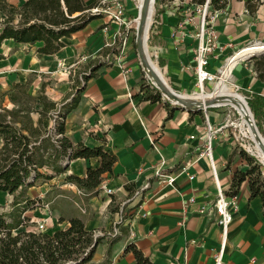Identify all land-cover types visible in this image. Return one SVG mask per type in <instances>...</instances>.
<instances>
[{"label": "crops", "instance_id": "0c3cea01", "mask_svg": "<svg viewBox=\"0 0 264 264\" xmlns=\"http://www.w3.org/2000/svg\"><path fill=\"white\" fill-rule=\"evenodd\" d=\"M7 1L20 6L26 0ZM97 1L84 0L87 5ZM127 4L126 1V11ZM157 10L151 41L158 71L170 88L179 94H189L196 87L194 51L199 15L186 11V5L179 9L176 3L161 5ZM216 11L219 13L214 32L224 51H216L210 58L207 69L211 72L217 71L233 52L264 44V0L253 13L247 11L244 0H226L225 7ZM115 28L101 15L84 29L62 39L64 47L53 55L37 53L40 44L2 42L0 98L14 84L27 82L30 95L43 94L60 106L72 97L73 79L80 81L83 72L104 65L83 84L77 105L64 119V135L74 146H103L116 161L92 192L78 189L66 178L70 175L84 178L88 169L99 167L97 158L72 160L58 174L46 166L39 168L38 173L50 179H35L31 173L14 194L0 191V214L8 225L16 226L20 222L12 230L14 234L27 229L24 223L34 226L42 220L46 221L48 233L65 229L68 220L76 217L86 231L106 235L112 230L115 218L112 207H119L130 200L133 192L148 185L142 200L146 216L136 221L133 238H129L126 227H121L117 237H107L95 248L88 264H135L133 253L125 251L129 245L149 264H213L220 248V229L215 224V215L199 214L197 210L214 203L217 189L208 159L198 155L204 148L207 124L218 130L224 121L214 112H191L170 103L167 108L163 98L154 103L146 100V93L139 88L141 70L137 60L126 52L128 55L122 60L128 70L125 78L118 64L110 59L113 48L107 45L115 42ZM228 44L232 47H225ZM254 78L250 65L238 62L234 66L231 81L249 98L253 94L264 96V84L258 79L253 83ZM197 95L183 97L196 102ZM2 107L13 106L4 97ZM37 118V114L32 115L34 127ZM42 127L49 132L53 122L45 118ZM229 128L214 134L212 142L217 180L224 193L229 191L235 172L248 169L244 161H236V135ZM22 133L27 135L26 131ZM152 141L160 154L153 150ZM2 145L0 138V148ZM159 173L175 176L173 186L160 183ZM260 180L262 196L250 198L248 178L240 185L238 208L233 213L223 252L224 264H251V259L262 264L263 172ZM103 185L113 191L111 196L104 194ZM128 186L132 188L130 195ZM191 198L194 204L189 203ZM66 207L71 208L72 215L68 216Z\"/></svg>", "mask_w": 264, "mask_h": 264}, {"label": "trees", "instance_id": "16d2710c", "mask_svg": "<svg viewBox=\"0 0 264 264\" xmlns=\"http://www.w3.org/2000/svg\"><path fill=\"white\" fill-rule=\"evenodd\" d=\"M206 1L212 11L221 10L226 5V0H155V4L159 8L164 4L177 3L179 9L186 5L194 11ZM244 1L249 13L255 12L261 4V0ZM99 6L100 3L97 2L87 5L84 0H26L20 6L0 0V46L4 40H12L26 45L40 44L37 53L43 55L56 54L64 47L62 39L71 37L92 20L101 17V14L92 11ZM103 66L98 64L89 68L81 74L80 81L73 79L72 97L69 102L62 101L60 106L43 94L30 95L27 82L14 84L9 92L2 95L0 191L14 194L25 184L31 173L35 179H50L49 176L40 175L37 169L46 166L55 174L62 173L66 170L68 162L75 159L99 160V167L88 169L84 178L72 175L66 178L78 189L94 191L100 185L102 175L111 172L116 158L104 151L103 146H74L64 135V119L77 105L83 84L94 77ZM253 71L258 81L264 84V57L255 61ZM4 97L12 104L11 109L2 107ZM145 99L152 103L161 101L157 91L154 95L146 94ZM165 106L169 108V102L165 101ZM248 106L256 120L264 117V96L253 94L248 99ZM33 114L38 115L36 127L33 126ZM45 118L53 122V128L49 132L42 127ZM23 131H26L27 135H24ZM253 162L254 160L248 158L249 168L244 172H235L231 187L225 195L237 196L240 185L247 178L250 198L263 195L261 170L259 165L252 166ZM126 189L130 195L132 188L128 186ZM118 208L112 207L111 212H117ZM18 223L16 226L8 225L4 215L0 214V264H86L91 261L95 248L107 238L105 234L96 236L94 232L86 231L83 222L76 217L68 220L67 228L49 233L34 231L31 228L33 225L24 223L27 229L14 234L12 230L20 225ZM120 231L121 227L119 233ZM125 251L133 253L135 264H149L133 246L129 245Z\"/></svg>", "mask_w": 264, "mask_h": 264}, {"label": "built area", "instance_id": "2783aa9c", "mask_svg": "<svg viewBox=\"0 0 264 264\" xmlns=\"http://www.w3.org/2000/svg\"><path fill=\"white\" fill-rule=\"evenodd\" d=\"M126 1L127 0H104L101 2L100 6L93 9L94 13L101 14L108 19L110 24H113L115 28V32L113 33L114 43L112 45H107L109 48H113L116 42L124 40L125 36L123 31L126 30L129 26V22L126 19ZM195 13L199 15V22L197 24V33L196 39L198 41L197 46L194 51V61H195V78H196V85L200 88L203 92V84L208 83L212 84L213 82L218 79L216 76L217 73H221L224 68L226 67L228 61L244 49L240 51L233 52L229 57L225 59L222 63L220 68L217 69L215 72L209 71L207 68L209 66L210 58L214 56V53L217 51L219 53H223L224 47L219 46L216 42V36L214 32V25L215 21L218 17V11H212L208 7V1L203 6H198L195 8ZM123 46L125 45V41H123ZM119 47V46H118ZM225 47L231 48L230 44L226 45ZM119 49V48H118ZM123 49H120L117 54L111 55L110 59L114 60L122 70L124 77H127L128 70H126L125 66L123 65ZM217 58V57H216ZM238 63V62H237ZM235 63L233 66H235ZM222 75V73H221ZM257 82V78L253 79V83ZM235 90H239L240 88L233 85ZM213 106L211 108H215ZM217 108V107H216ZM206 111V109H204ZM205 113V112H204ZM230 125L234 126L233 123ZM229 125L224 124L218 130L211 128L209 124H207V136L204 142L203 151H201L198 155V158H207L210 163V168L212 171V177L217 189V195L214 203L211 206H200L197 210L199 214H206V215H215V224L220 229V248L217 254L215 255L213 264H224L223 263V252L225 248V243L227 240L229 226L233 219V213L238 208V200L237 196H230L225 195L224 192L221 191L219 187V183L217 180L216 170L214 166V161L212 157V142L214 140V134L226 129ZM153 150L160 154L159 148L157 144L152 141ZM158 180L160 183L173 186L175 182V176L171 174L159 173L157 174ZM189 179L192 177L189 176ZM148 188V185L143 186L141 189L136 190L132 193L130 200L123 202L118 211L114 213V220L112 222V230L106 234L108 238H114L119 235V228L126 227L129 233V238H133L134 236V226L136 221L140 218L146 216V214L142 210V200L144 191ZM102 191L107 196H111L113 191L108 189L106 186H101ZM81 193V192H80ZM133 206H130V204ZM190 204H194L195 201L193 198L189 200ZM34 231L37 232H47L48 229L46 228V221L42 220L41 222H36L34 225ZM96 235V234H95ZM103 234H98L96 236H102ZM194 243V242H193ZM251 264H256L255 259L250 260ZM262 264H264V259L262 260Z\"/></svg>", "mask_w": 264, "mask_h": 264}, {"label": "rangeland", "instance_id": "374dc122", "mask_svg": "<svg viewBox=\"0 0 264 264\" xmlns=\"http://www.w3.org/2000/svg\"><path fill=\"white\" fill-rule=\"evenodd\" d=\"M102 1H104V0H98L97 3L99 2L101 4ZM127 3H128L127 4V10L128 11H126V19L128 20V22L130 24H129L128 28L123 31V34L125 36L124 40L118 41L115 43V45L113 46L112 53L117 54L120 49H123L124 57L129 54V55H131V57L134 58V60H137V62L139 64V68L141 70V79H140V86H139L140 90H143L146 94L154 95V94H156V91L160 94V92L152 84V81H151L149 75L146 73V71L143 69L142 65L138 61L139 57H138V53L136 50V44H135V27L137 25L135 23V19H137V15H138L136 0H127ZM153 7H154V13H153L152 20H151L152 25H153L155 16L157 14L156 4H154ZM186 11H188L190 13L193 12V10L188 9V8ZM151 28L147 34V36H148V40H147V44H146L147 45V54H148L152 64L154 65V67L157 70H159V68L157 67V64L155 62V60H158L156 52H154V50H153L152 41L149 40L151 37ZM123 41H125L124 46L122 44ZM126 52H128V54H126ZM263 57H264V51L259 52L255 55H252V56H247V57L239 60L238 62L246 63L247 65H250L253 68L255 61L256 60H262ZM233 70H234V66L231 68L230 76L227 80V85L229 88L227 95H225L224 97L220 96L217 99L224 101L227 99L226 97H228L232 94H236V95L243 97L248 104L249 98L246 95V92L241 90V89L236 91L235 88L233 87V83L231 81ZM77 74H78V71H76V75ZM216 76L218 77V79H216V81L213 82L212 84H208V83L203 84V92L196 85L193 92H191L189 94H181V95L194 96V95L198 94L197 96H198L199 100L196 102H198L199 104H202V102H203L202 96L208 97L211 94L214 95L215 93H217L216 86L219 83V79L221 78L222 75H221V73H217ZM208 85H209V89L207 90ZM170 89H172L174 92H176L173 88H170ZM176 93H178V92H176ZM160 97H161V99L163 98L161 94H160ZM163 100H165V101H167L173 105V103L171 101H168L167 99H163ZM190 101H192V100H190ZM192 102H194V101H192ZM199 112H206L207 114H209L210 112H214L215 114L219 115L222 118V120L224 121L223 124L229 125L228 126V127H230L229 130L231 132H234L236 135V161H239V159H241L248 166L247 168H249L247 161H248V158H250V159L254 160L252 166L259 165L261 172L264 173V164L261 163L259 161V159L250 150L249 147L253 145V141L250 139L249 135H247L248 137L243 136L244 130H247V128H246V126L244 128L241 127V117L239 116V114L234 109H232L230 106L227 105V106H219L217 108L216 107L215 108H207L206 111H204V108H202L201 111H199ZM248 112H249V115L251 116L252 112H250V110H248ZM252 115H253V113H252ZM253 119H254V124L257 127L258 133L264 138V117H260V118H258V120H256L254 115H253ZM231 123H233L234 126L230 125ZM65 210L68 211V216L72 215L71 208L66 207ZM86 264H88V263H86Z\"/></svg>", "mask_w": 264, "mask_h": 264}, {"label": "bare ground", "instance_id": "6f19581e", "mask_svg": "<svg viewBox=\"0 0 264 264\" xmlns=\"http://www.w3.org/2000/svg\"><path fill=\"white\" fill-rule=\"evenodd\" d=\"M144 2H145V0H136L137 10H138L137 19H135L136 24L139 22V18H140V15L142 13V10H143ZM153 13H154V7L152 6V7H150V11L147 14V19H146V22H145L144 27H143L144 33H146V31L148 30V26L151 23ZM262 51H264V44L259 43V44H255L252 46H248L245 48V50H243L239 53H236V55H234L228 61L226 67L221 72L222 76L219 79V83L216 86L217 93H215L214 95L211 94L208 97L202 96L203 102L201 104V107L205 108V107L210 106V105H213L216 107L228 105L239 114V116L241 117V127L244 128L246 126V124L244 122V118L246 116H250V115H249L248 110L245 108L244 104L241 102L242 97L239 95H236V94H232V95L226 97L227 99L224 101L219 100L217 98L220 96L224 97L228 93L229 88L227 85V80L230 76L231 68L233 67V65L235 63H237L239 60H241L247 56H252V55L257 54V53L262 52ZM146 72L150 76V72L149 71H146ZM158 74H159L160 78L162 79V81L166 84V81H164V79H163V77L159 71H158ZM184 99H186V98H184ZM246 128H247V130L243 129L244 130L243 136L244 137H248L247 135L250 136V139L253 141V145L250 146L249 148L253 152V154L259 159V161L264 164V138L260 134H258V135L255 134V132H253L247 126H246Z\"/></svg>", "mask_w": 264, "mask_h": 264}, {"label": "water", "instance_id": "95a60500", "mask_svg": "<svg viewBox=\"0 0 264 264\" xmlns=\"http://www.w3.org/2000/svg\"><path fill=\"white\" fill-rule=\"evenodd\" d=\"M155 0H145L142 13L139 18V22L137 23L135 27V44H136V50L138 53L140 64L142 65L143 69L145 71L150 72V79L152 81V84L154 87L160 92L163 99H167L168 101H171L173 103V107H179L182 109H185L187 111L191 112H198L201 111L202 107L201 104L198 102H192L187 101L184 99L181 94H178L174 92L170 87H168L160 78L158 74V70L154 67L152 64L148 54H147V40H148V32L150 28L152 27V21L148 26V30L146 33H144V24L147 19V14L150 11V7L154 6ZM255 55V54H254ZM147 73V72H146ZM165 101V100H164ZM241 102L244 104L245 108L247 110L249 109V106L245 99L242 97ZM213 105L207 106L204 109L211 108ZM244 122L248 128H250L255 134H259L256 125L254 124L253 115L251 113V116H246L244 118Z\"/></svg>", "mask_w": 264, "mask_h": 264}]
</instances>
